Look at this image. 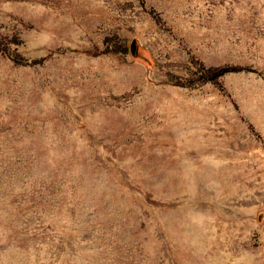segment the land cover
Masks as SVG:
<instances>
[{"label": "rangeland", "instance_id": "374dc122", "mask_svg": "<svg viewBox=\"0 0 264 264\" xmlns=\"http://www.w3.org/2000/svg\"><path fill=\"white\" fill-rule=\"evenodd\" d=\"M0 264H264V0H0Z\"/></svg>", "mask_w": 264, "mask_h": 264}]
</instances>
